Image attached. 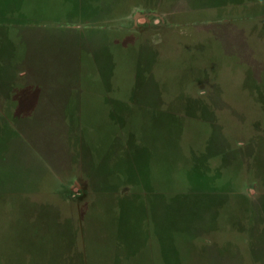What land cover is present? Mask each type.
I'll return each mask as SVG.
<instances>
[{"label":"rangeland","instance_id":"obj_1","mask_svg":"<svg viewBox=\"0 0 264 264\" xmlns=\"http://www.w3.org/2000/svg\"><path fill=\"white\" fill-rule=\"evenodd\" d=\"M0 264H264V0H0Z\"/></svg>","mask_w":264,"mask_h":264}]
</instances>
